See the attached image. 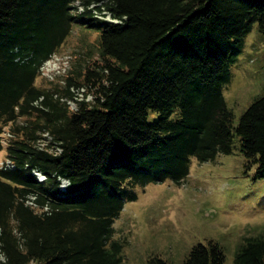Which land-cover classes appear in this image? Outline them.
I'll list each match as a JSON object with an SVG mask.
<instances>
[{
  "label": "trees",
  "instance_id": "obj_1",
  "mask_svg": "<svg viewBox=\"0 0 264 264\" xmlns=\"http://www.w3.org/2000/svg\"><path fill=\"white\" fill-rule=\"evenodd\" d=\"M75 23L99 33V60L38 87ZM256 23L264 33V0H0V264H124L113 221L132 189L180 186L192 158L231 155L235 137L264 179V96L234 125L223 95ZM183 264L225 263L209 241ZM235 264H264V235Z\"/></svg>",
  "mask_w": 264,
  "mask_h": 264
},
{
  "label": "rangeland",
  "instance_id": "obj_2",
  "mask_svg": "<svg viewBox=\"0 0 264 264\" xmlns=\"http://www.w3.org/2000/svg\"><path fill=\"white\" fill-rule=\"evenodd\" d=\"M98 41L96 30L75 23L63 45L44 64L50 77H38L36 85L63 86L69 73L77 78L78 73L93 67L99 60ZM232 54L231 81L223 95L236 125L243 112L264 96V33L257 23ZM83 92L94 91L79 89V98L84 97ZM90 99L88 95L86 100ZM154 117L150 113L149 119ZM4 160L2 149L0 166ZM255 171L256 165L248 164L240 154L235 137L231 155H219L201 164L192 158L188 176L180 186L166 180L134 187L136 200L126 202L113 221L114 238L124 242V264H150L156 258L183 264L194 246L209 241L221 248L225 264H235L245 240L264 235V179H256ZM36 177L42 179L39 173ZM66 186V181L60 183L62 191Z\"/></svg>",
  "mask_w": 264,
  "mask_h": 264
},
{
  "label": "built area",
  "instance_id": "obj_3",
  "mask_svg": "<svg viewBox=\"0 0 264 264\" xmlns=\"http://www.w3.org/2000/svg\"><path fill=\"white\" fill-rule=\"evenodd\" d=\"M40 75H41V77H46V76L50 77L49 74H47V73L44 71V65L40 68ZM74 93H76V92H74ZM77 93H78V92H77ZM67 105L69 106L70 110L75 111V104H74L72 101L68 100V101H67ZM71 105H73L74 108H72ZM3 138H4V140H5V139H9V138H12V135H11L10 133L6 132V133L3 134ZM4 140H2V143L5 142ZM10 166H11V164H9V162H8V163L6 164V167H10Z\"/></svg>",
  "mask_w": 264,
  "mask_h": 264
}]
</instances>
